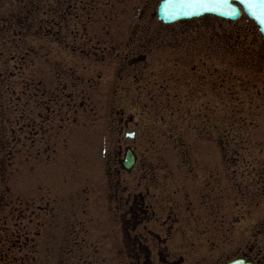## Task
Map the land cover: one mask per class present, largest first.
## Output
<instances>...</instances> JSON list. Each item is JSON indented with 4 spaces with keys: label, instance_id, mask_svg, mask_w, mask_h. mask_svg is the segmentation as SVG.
I'll return each mask as SVG.
<instances>
[{
    "label": "rangeland",
    "instance_id": "374dc122",
    "mask_svg": "<svg viewBox=\"0 0 264 264\" xmlns=\"http://www.w3.org/2000/svg\"><path fill=\"white\" fill-rule=\"evenodd\" d=\"M16 1L14 9L19 7L20 15H14L17 22L11 23V0H0L4 22L11 23V35L5 36L9 50L22 55L30 41L41 49L37 54L40 58H26L22 64L19 59L6 60L1 66L5 77L0 79V201L4 213L0 228L4 232L17 228L29 231L27 244L29 240L36 242L39 249L27 257L24 252H14L15 257H22L24 264H122L113 247L118 224L116 221L109 231L105 210L106 202L111 201L107 192L114 190L110 181L149 180L152 175L161 180L183 179L179 164L189 160V155L175 150V143L182 149L190 135L205 129L212 130L209 136L213 137L217 120L223 123L221 136L237 142L236 161L241 168L235 179L238 183L256 181L254 202L242 200L235 211H250L254 222L264 221L262 73L257 74L248 63L242 66V59L227 45L214 49L211 45L215 41L202 43L206 39H193L187 31L179 34L173 27L160 30L164 28L160 26L157 30L150 27L145 34L152 37L158 30L165 32L155 38L154 50L143 63L148 65V77L138 80L141 70L133 68L131 74L120 71L140 52L136 46L145 40L138 42L137 34L144 25L158 27L148 22V16L154 18L158 0H78L69 7L73 12L68 26H62V34H70L67 40L63 38L68 41L64 46L44 39L43 34L31 37L26 29V21L38 27L45 12L49 11L46 17L51 19V12L59 13V6L46 1L28 20L29 10L23 12L20 6L32 0ZM238 23L224 24L223 34L235 32L244 22ZM252 36L259 46L260 39ZM246 38L248 43L250 37ZM5 40L0 38L1 50ZM73 43L86 51L91 47L93 52L73 54ZM104 47L114 50L104 51ZM64 67H74L77 80L66 78L63 83L59 71ZM161 85L165 89L158 92ZM122 115L132 117L130 126L138 131L134 143L138 165L130 175L115 169L121 136L118 119ZM30 122L41 126L27 129L25 123ZM62 123L65 128L54 136V128ZM177 165L180 175L169 174ZM142 172L150 176L142 177ZM223 181L229 182V178ZM226 221L232 222L230 217ZM248 221L241 219L240 229L248 227ZM202 222L212 226L207 219ZM201 249H189L183 255L202 261Z\"/></svg>",
    "mask_w": 264,
    "mask_h": 264
},
{
    "label": "flooded vegetation",
    "instance_id": "af4514ba",
    "mask_svg": "<svg viewBox=\"0 0 264 264\" xmlns=\"http://www.w3.org/2000/svg\"><path fill=\"white\" fill-rule=\"evenodd\" d=\"M200 24L190 23L186 27L194 31L193 39L203 41L206 37ZM200 28L201 31H197ZM154 42L136 46L140 51L138 57L130 59L128 66L120 72L126 70L125 73L131 74L133 68L143 71L139 65L144 66L153 52L151 45ZM139 76H142L141 72ZM132 121V117L119 116L120 133L134 129L130 126ZM122 134L117 141L120 146L115 169L130 175L136 170L138 161L129 172L122 169L124 150L128 147L135 150L134 143L125 141ZM201 137H195V134L188 137L189 152L186 154L190 161L185 159L179 165L183 179L161 180L152 175L149 180L110 181V188L114 187V190L113 193L107 192L111 201L106 202V213L110 217V232L116 221L118 224L119 234H115L113 247L120 253L122 264H264V221L254 222V214L250 211H235L240 201L252 203L255 200L254 172H251L254 180L238 183L235 179L240 176L236 173L239 167L237 158L228 154L229 151L237 152V149L225 148L219 142L218 133L215 142ZM214 143L220 147L213 148ZM169 170V174L177 172V176L180 175L178 165ZM142 173V177L150 176ZM224 177H228L229 182L224 183ZM193 201L199 213L195 211ZM229 217L232 222L226 221ZM206 219L212 226L203 224ZM241 219L251 220L247 222L248 227L240 229ZM112 236L110 243L113 242ZM201 247L204 251L202 261L185 259L184 251Z\"/></svg>",
    "mask_w": 264,
    "mask_h": 264
},
{
    "label": "water",
    "instance_id": "95a60500",
    "mask_svg": "<svg viewBox=\"0 0 264 264\" xmlns=\"http://www.w3.org/2000/svg\"><path fill=\"white\" fill-rule=\"evenodd\" d=\"M239 2L242 7L244 12L253 20H255L261 27V31L264 33V13L261 12L260 9L253 8L251 11L240 2V0H235ZM215 13L219 16L227 17L230 19H237L241 15V10L237 5H234L231 3V0H228V3H210L207 7V9L203 10H194L191 15H186V16H170V15H165L164 13L161 12L160 7H159V18L164 20L165 22H172L180 18L184 17H191L193 15H201L204 13ZM256 12V15H253L252 13ZM132 157L128 156V158L125 161V164L130 167L132 165Z\"/></svg>",
    "mask_w": 264,
    "mask_h": 264
},
{
    "label": "snow or ice",
    "instance_id": "6c2138e0",
    "mask_svg": "<svg viewBox=\"0 0 264 264\" xmlns=\"http://www.w3.org/2000/svg\"><path fill=\"white\" fill-rule=\"evenodd\" d=\"M250 11L260 9L264 13V0H240ZM210 3H228V0H161L160 10L165 15L186 16L194 10L207 9ZM256 15V12L252 13Z\"/></svg>",
    "mask_w": 264,
    "mask_h": 264
},
{
    "label": "trees",
    "instance_id": "16d2710c",
    "mask_svg": "<svg viewBox=\"0 0 264 264\" xmlns=\"http://www.w3.org/2000/svg\"><path fill=\"white\" fill-rule=\"evenodd\" d=\"M249 29L251 31L252 28V24L248 23ZM253 31V30H252ZM242 32L239 30L238 33L236 34V40L237 43H235L233 45V49L234 52L237 54V56L242 59L241 62L242 66H245L248 62L249 65L247 66H252L256 69H261L264 71V45H259L257 46V44L254 43H247L243 44V41H241V39L237 38L238 37H243L244 35L241 34ZM245 33V32H244ZM20 57V62L22 64V62L24 63V58H22V56ZM246 63V64H245ZM1 210V209H0Z\"/></svg>",
    "mask_w": 264,
    "mask_h": 264
}]
</instances>
